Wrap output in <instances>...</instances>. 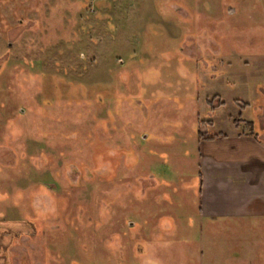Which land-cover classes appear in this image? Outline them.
<instances>
[{
	"label": "rangeland",
	"instance_id": "rangeland-1",
	"mask_svg": "<svg viewBox=\"0 0 264 264\" xmlns=\"http://www.w3.org/2000/svg\"><path fill=\"white\" fill-rule=\"evenodd\" d=\"M263 56L264 0H0L11 264H264L200 215L197 145L257 119Z\"/></svg>",
	"mask_w": 264,
	"mask_h": 264
},
{
	"label": "crops",
	"instance_id": "crops-1",
	"mask_svg": "<svg viewBox=\"0 0 264 264\" xmlns=\"http://www.w3.org/2000/svg\"><path fill=\"white\" fill-rule=\"evenodd\" d=\"M260 63V80L264 85V56ZM260 91L264 97V88L261 87ZM237 102L243 112L252 108L248 102L241 105ZM255 109L257 119L240 116L239 128L218 129L211 134L201 131L204 135L197 139L199 213L203 218L246 223L253 220L264 225V99ZM242 126L246 128L241 129ZM8 237L7 231L0 235V264L12 262V239L8 240Z\"/></svg>",
	"mask_w": 264,
	"mask_h": 264
},
{
	"label": "trees",
	"instance_id": "trees-1",
	"mask_svg": "<svg viewBox=\"0 0 264 264\" xmlns=\"http://www.w3.org/2000/svg\"><path fill=\"white\" fill-rule=\"evenodd\" d=\"M198 137H203L202 133L201 132H198ZM213 136H208V138H212Z\"/></svg>",
	"mask_w": 264,
	"mask_h": 264
},
{
	"label": "flooded vegetation",
	"instance_id": "flooded-vegetation-1",
	"mask_svg": "<svg viewBox=\"0 0 264 264\" xmlns=\"http://www.w3.org/2000/svg\"><path fill=\"white\" fill-rule=\"evenodd\" d=\"M215 97H216V95H215ZM217 98V97H216ZM211 101V100H210ZM213 107H215V106H213ZM198 132H201V131H198ZM198 132H197V136H198ZM202 135H204V134H202ZM199 138V137H198Z\"/></svg>",
	"mask_w": 264,
	"mask_h": 264
}]
</instances>
